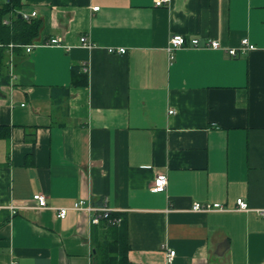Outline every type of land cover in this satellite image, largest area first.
<instances>
[{"label": "crops", "instance_id": "1", "mask_svg": "<svg viewBox=\"0 0 264 264\" xmlns=\"http://www.w3.org/2000/svg\"><path fill=\"white\" fill-rule=\"evenodd\" d=\"M156 1L20 0L38 31L0 85V264L110 260L120 219L37 193L120 214L129 264H264V0ZM172 35L201 47L170 62Z\"/></svg>", "mask_w": 264, "mask_h": 264}, {"label": "built area", "instance_id": "2", "mask_svg": "<svg viewBox=\"0 0 264 264\" xmlns=\"http://www.w3.org/2000/svg\"><path fill=\"white\" fill-rule=\"evenodd\" d=\"M167 1L168 0H157L155 2V5L156 6H161L163 4H166ZM97 9H98V7H94V10H97ZM20 15L25 21H29V19L31 17H34L36 15V12H32L30 14H20ZM80 43L83 46L87 47V48L93 47L92 43L85 36L80 37ZM48 44H54V45L55 44H59V39L58 38L51 39ZM15 47L23 48L26 53L31 52V50L33 49V45H31V44H26V45L10 44L8 46V61H7V65H8V72H9L10 78L13 77V73H14L13 72V68H14V64H13L14 63L13 62V60H14L13 49ZM184 47L199 48V47H201V45H200L199 40L196 39V38L190 39V41L187 42L182 35H172L169 38V41H168V44H167V47H166L168 60L171 62L174 59V53L177 50H179L181 48H184ZM205 47L212 48V49L221 48L220 43L218 41H216V40H207L206 43H205ZM240 49H241V51H245V50H252V49H254V47H253V45L249 44L247 39H243L241 41ZM107 50L111 54H115V53L124 54L126 52V49H124V48H118V49H116V48H108ZM236 50L237 49H235V48H231V49L229 48V49H227V52L230 55L235 56L236 55ZM167 185H168V178H167L166 174L165 173H159V174H157L155 176L150 190L152 192H156V193L164 192L166 190ZM32 199L37 203V208L38 209H42V210L43 209H50V210L54 211L59 218H64L66 216L67 211L69 209H73L75 211H85V212L91 213V214H93L92 218H91V223H93V224L99 223V221L101 219H108L109 216H110V213H112L111 210L106 208V207H103V208L93 207L90 204H87L82 199L77 201L73 205V207H70V208L49 207L47 205L45 195L40 194V193L34 194L32 196ZM236 204H237L236 208H237L238 211H250V208L248 207V204L244 200L238 199L236 201ZM213 209L222 210L223 207L220 204H217V203L212 205V206H210V205L204 206V205H200L199 203H194L192 205V207H191L192 211H198V212H207V211H211ZM14 212H15L14 209L11 208V214H14ZM255 212L259 216L264 218V209H257V210H255ZM117 222H119V219H117ZM174 255H175V251H171V250L168 251V253L166 255L167 263H170L173 260Z\"/></svg>", "mask_w": 264, "mask_h": 264}, {"label": "trees", "instance_id": "3", "mask_svg": "<svg viewBox=\"0 0 264 264\" xmlns=\"http://www.w3.org/2000/svg\"><path fill=\"white\" fill-rule=\"evenodd\" d=\"M20 0H8L0 6V85H7L10 82L8 72V46L26 45L37 34L38 27L34 22H26L22 17H19ZM11 18L12 25L9 27L3 24L4 19ZM14 67H17V61L23 56L21 47L13 49ZM120 219L119 232L117 239L112 245L108 246V257L110 260L106 264H129L127 261V231L124 219L120 214L110 213L108 219H103L110 226H117ZM110 223H108V222ZM110 254H112L110 256ZM112 259V260H111Z\"/></svg>", "mask_w": 264, "mask_h": 264}, {"label": "water", "instance_id": "4", "mask_svg": "<svg viewBox=\"0 0 264 264\" xmlns=\"http://www.w3.org/2000/svg\"><path fill=\"white\" fill-rule=\"evenodd\" d=\"M19 17H21V16L19 15Z\"/></svg>", "mask_w": 264, "mask_h": 264}]
</instances>
